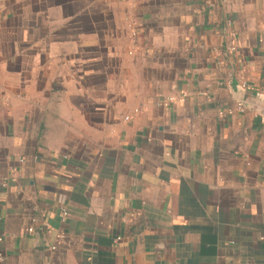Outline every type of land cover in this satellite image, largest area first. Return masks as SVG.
Returning <instances> with one entry per match:
<instances>
[{"label": "crops", "instance_id": "crops-1", "mask_svg": "<svg viewBox=\"0 0 264 264\" xmlns=\"http://www.w3.org/2000/svg\"><path fill=\"white\" fill-rule=\"evenodd\" d=\"M247 96L264 0H0V264H264Z\"/></svg>", "mask_w": 264, "mask_h": 264}, {"label": "water", "instance_id": "water-1", "mask_svg": "<svg viewBox=\"0 0 264 264\" xmlns=\"http://www.w3.org/2000/svg\"><path fill=\"white\" fill-rule=\"evenodd\" d=\"M238 101L245 107L258 111L264 116V99L256 96L238 97Z\"/></svg>", "mask_w": 264, "mask_h": 264}, {"label": "built area", "instance_id": "built-area-1", "mask_svg": "<svg viewBox=\"0 0 264 264\" xmlns=\"http://www.w3.org/2000/svg\"><path fill=\"white\" fill-rule=\"evenodd\" d=\"M232 50H235V48L232 47ZM246 86H247V83L243 82V87H246ZM238 108H239L240 110H242V111L245 110V106H244L241 102L238 103ZM127 118H128V117H127ZM66 214H67V211L65 210V211H64V216H66ZM33 221H36V219H33ZM28 230H29L30 232H33V231H34V227H33V226H30V227L28 228ZM118 239H119V238H118ZM0 240H1V238H0ZM53 248L55 249L56 246H53ZM0 259H4V255H3V254H0Z\"/></svg>", "mask_w": 264, "mask_h": 264}]
</instances>
